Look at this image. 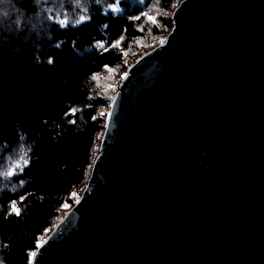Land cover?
Returning a JSON list of instances; mask_svg holds the SVG:
<instances>
[{"label": "water", "instance_id": "1", "mask_svg": "<svg viewBox=\"0 0 264 264\" xmlns=\"http://www.w3.org/2000/svg\"><path fill=\"white\" fill-rule=\"evenodd\" d=\"M171 21L31 264H264V0H180Z\"/></svg>", "mask_w": 264, "mask_h": 264}, {"label": "trees", "instance_id": "2", "mask_svg": "<svg viewBox=\"0 0 264 264\" xmlns=\"http://www.w3.org/2000/svg\"><path fill=\"white\" fill-rule=\"evenodd\" d=\"M179 1L0 0L2 264H31L30 252L59 221L70 191L89 178L107 121L103 110L113 100L98 93L91 77L105 65H122L121 48L134 54L171 28ZM81 15L87 18L77 23ZM65 18L68 23L61 25ZM122 35L119 47H98ZM24 154L29 163L23 171L7 175ZM13 200L18 216L9 215Z\"/></svg>", "mask_w": 264, "mask_h": 264}, {"label": "rangeland", "instance_id": "3", "mask_svg": "<svg viewBox=\"0 0 264 264\" xmlns=\"http://www.w3.org/2000/svg\"><path fill=\"white\" fill-rule=\"evenodd\" d=\"M172 15V13H171ZM170 15V16H171ZM153 17V16H152ZM171 28H169L165 33L160 34L157 37V40L153 41L152 43H150L148 46H141V50H139V52H134V54H127V56L124 59V63L122 65H120L118 67V70H116L115 72H108L106 69L104 72L99 73V81H96L97 84V89H98V93H104V95L111 101L112 98L115 96L119 83L124 75V73L127 72L128 67L145 51L155 47L156 45H158L160 43L159 38L160 37H164L166 38L167 34L169 33ZM127 53H132L127 52ZM110 68H115V67H110ZM113 101V100H112ZM110 108H105L103 110V113L107 112V116H108V112H109ZM85 185H81V186H76L74 187L69 195L67 196L66 202L63 205L61 212H60V217L58 218V220H60L65 214L66 212L71 208L72 204L74 202H76L73 198H72V193H76L77 196L80 198L83 189H84ZM67 205V206H65ZM52 231V230H51ZM50 231V232H51ZM46 238V237H45ZM44 238V239H45Z\"/></svg>", "mask_w": 264, "mask_h": 264}, {"label": "snow or ice", "instance_id": "4", "mask_svg": "<svg viewBox=\"0 0 264 264\" xmlns=\"http://www.w3.org/2000/svg\"><path fill=\"white\" fill-rule=\"evenodd\" d=\"M164 14L167 15L166 13H164ZM144 15H145L146 17H148V19L151 21V23H153V24H157V25H158L159 27H161V28H164V27H165L163 24H159V22H158L154 17L150 16L148 13H144ZM86 18H87V17H86L85 15H81V16L79 17L77 23H79V22L85 20ZM132 19H133V20H140L141 17H140V16H135V17H132ZM59 22H60L61 25H65V24L68 23V20H67V18H65V19L60 20ZM105 27H107V26H105ZM140 30H141V31L144 30L142 25L140 26ZM123 39H124V37H123V35H122V36H121L119 39H117L113 44H111V45H109V46H107V47H105V44H104V43H102V42H98V47L101 48V49H103L105 52H107V51H110L111 48L119 47V46L121 45ZM159 41H160V44L163 45V44L166 42V38H164V37H160V38H159ZM121 52H122V55H123V56H125V57L127 56V52L124 51L123 48H121ZM49 63H52L51 59L49 60ZM118 67H119V65H117L116 68H110V67H108L107 65H105V69H106L108 72H110V73L115 72L116 70H118ZM127 75H128L127 72L124 73V77H123V78H127ZM91 79H92V80H95V81H99L100 77H99L98 74H96V75H93V76L91 77ZM112 99L115 100V97H113ZM71 111H72V113L74 114L76 111H78V109H76V108H72ZM102 115H103V113H102ZM70 123H75V121H74V120H73V121H70ZM23 151H24V150L22 149V152H23ZM28 163H29V160L27 159L26 154H24V155L21 156V159H20V161H19L18 163H15V164H13V165L10 166V171H8L6 174H7V175H11V174H13L17 169H19L20 171H23L24 166H26ZM21 184H23V181H21ZM87 190H88L87 188L84 189V191H87ZM25 198H26V197H23V196L20 197V201L22 202ZM72 198H73L77 203H79V197L77 196V194H76L75 192L72 193ZM65 206H67V205H65ZM25 207H26V205H25ZM9 209H10V210H9V215H11V214H13V213H15L17 216L20 215V211H19L18 206H17V201H15V200L11 201L10 204H9ZM45 242H46V241H44L43 236H41V237H40V242L37 244V247H38V248L41 247V246L43 245V243H45ZM5 247H7V245H5ZM29 255H30L31 258H34V257H36L37 252H36V251H31ZM0 264H2V261H0Z\"/></svg>", "mask_w": 264, "mask_h": 264}]
</instances>
